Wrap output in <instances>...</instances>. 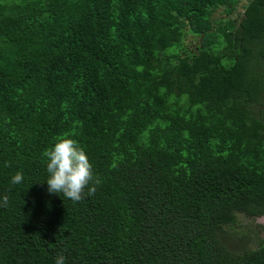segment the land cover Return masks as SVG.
Listing matches in <instances>:
<instances>
[{"label":"trees","instance_id":"16d2710c","mask_svg":"<svg viewBox=\"0 0 264 264\" xmlns=\"http://www.w3.org/2000/svg\"><path fill=\"white\" fill-rule=\"evenodd\" d=\"M60 136L94 196L47 191ZM237 214L264 219V0H0V264H264Z\"/></svg>","mask_w":264,"mask_h":264},{"label":"clouds","instance_id":"9594fccd","mask_svg":"<svg viewBox=\"0 0 264 264\" xmlns=\"http://www.w3.org/2000/svg\"><path fill=\"white\" fill-rule=\"evenodd\" d=\"M42 155L47 160L46 170L49 175L46 183L50 194H63L64 198L73 202L95 195L101 180L94 176L93 166L76 140L66 136L57 137L54 145L44 150ZM23 179V174L18 171L12 177L11 183L19 184ZM2 201L7 204L8 196H3ZM65 259L61 253L57 255L55 264H65Z\"/></svg>","mask_w":264,"mask_h":264},{"label":"rangeland","instance_id":"374dc122","mask_svg":"<svg viewBox=\"0 0 264 264\" xmlns=\"http://www.w3.org/2000/svg\"><path fill=\"white\" fill-rule=\"evenodd\" d=\"M240 2L241 1H239L238 4H241ZM240 14L241 9L240 6L237 5L228 15L223 14L222 9L219 8L214 11L213 17L216 16L218 18H231L233 20H236L238 19ZM189 41H191V39H186V47H191L195 44L193 41L192 43H190ZM235 219L236 225L233 227V230L237 232L236 237L238 238L241 234H244L245 238L240 242L231 240V242H228L229 247H234V245L240 246L245 243L248 248H255L259 241L263 240L264 238V219L262 217L248 218L243 216L242 214H237L235 216Z\"/></svg>","mask_w":264,"mask_h":264},{"label":"flooded vegetation","instance_id":"af4514ba","mask_svg":"<svg viewBox=\"0 0 264 264\" xmlns=\"http://www.w3.org/2000/svg\"><path fill=\"white\" fill-rule=\"evenodd\" d=\"M241 3V2H240ZM241 9V8H240Z\"/></svg>","mask_w":264,"mask_h":264}]
</instances>
